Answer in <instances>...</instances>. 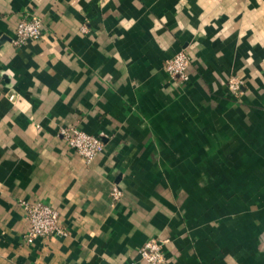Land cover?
<instances>
[{
	"label": "crops",
	"instance_id": "1",
	"mask_svg": "<svg viewBox=\"0 0 264 264\" xmlns=\"http://www.w3.org/2000/svg\"><path fill=\"white\" fill-rule=\"evenodd\" d=\"M0 67V264H144L151 239L172 264H264V0H0ZM70 127L102 137L89 164ZM22 201L67 235L29 242Z\"/></svg>",
	"mask_w": 264,
	"mask_h": 264
},
{
	"label": "built area",
	"instance_id": "2",
	"mask_svg": "<svg viewBox=\"0 0 264 264\" xmlns=\"http://www.w3.org/2000/svg\"><path fill=\"white\" fill-rule=\"evenodd\" d=\"M42 34L41 19L35 16L24 18L20 21L13 45L21 47L29 41L38 40ZM185 55L180 54L168 62L167 70L173 74L183 76ZM8 72L0 67V96L5 95L9 101L16 100V94L11 86L3 81ZM61 135L68 145L75 150L82 159L89 164L104 149L101 136L90 135L77 127L61 130ZM120 191L115 188L113 197L118 199ZM21 206L25 213V219L29 223L27 239L33 242L38 238H54L67 235V231L60 224L59 212L48 204L40 201H22ZM140 256L144 264H172L166 256L163 243L157 239L149 240L141 249Z\"/></svg>",
	"mask_w": 264,
	"mask_h": 264
},
{
	"label": "rangeland",
	"instance_id": "3",
	"mask_svg": "<svg viewBox=\"0 0 264 264\" xmlns=\"http://www.w3.org/2000/svg\"><path fill=\"white\" fill-rule=\"evenodd\" d=\"M180 54H184L185 55L184 66H183L184 67V71L182 72L183 76H181L180 74L174 76L173 74H171L167 70L168 62L171 61L172 59L176 58V56H178ZM176 56L173 57L172 59H169L168 61H166L165 65H164V68H165L166 72L169 75H171L175 79H178V81L181 84L182 83H186L188 81V68H189L190 63H191L190 55H189L188 52L181 51ZM249 84H251V83L246 81L245 78L242 77V75L237 73V71H232L231 74L227 77L226 88H227V91H228L230 97L232 96V97H235V98L237 97L238 98L242 94V91L244 90V88L248 87ZM231 124H233V123H231Z\"/></svg>",
	"mask_w": 264,
	"mask_h": 264
}]
</instances>
